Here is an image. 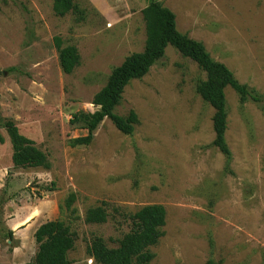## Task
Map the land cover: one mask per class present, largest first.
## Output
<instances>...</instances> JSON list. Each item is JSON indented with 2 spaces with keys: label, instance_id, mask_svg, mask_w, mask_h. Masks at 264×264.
Masks as SVG:
<instances>
[{
  "label": "rangeland",
  "instance_id": "rangeland-1",
  "mask_svg": "<svg viewBox=\"0 0 264 264\" xmlns=\"http://www.w3.org/2000/svg\"><path fill=\"white\" fill-rule=\"evenodd\" d=\"M154 1L174 14L181 34L264 96V0ZM74 2L85 11L80 23L71 13L56 16L52 0L0 1V264H29L37 228L69 224V194L80 218L70 224V264H95L86 254L89 240L116 248L130 230L121 214L148 205L165 211L148 264H264V99L241 104L225 89L226 159L212 146L214 111L195 91L205 74L168 46L144 77L127 84L113 110L136 115L132 134L104 119L89 145H73L87 132L72 117L93 113L91 101L111 71L143 51L141 11L149 0ZM54 38L78 52L69 75ZM4 120L44 153L47 168H12ZM51 184L55 191L47 192ZM101 203L107 222L84 223Z\"/></svg>",
  "mask_w": 264,
  "mask_h": 264
},
{
  "label": "trees",
  "instance_id": "trees-1",
  "mask_svg": "<svg viewBox=\"0 0 264 264\" xmlns=\"http://www.w3.org/2000/svg\"><path fill=\"white\" fill-rule=\"evenodd\" d=\"M52 3L56 16L64 17L71 13L76 23L84 21L85 11L74 0H52ZM141 14L145 23L146 36L143 51L129 55L111 71L105 85L91 101V105L96 109L93 113H80L72 117L70 123L80 124L87 132L85 137L74 140L73 145H89L94 131L104 119H109L121 134H132L137 124L136 115L129 112L125 117H121L115 115L113 110L119 103L127 84L144 77L150 68L163 58L165 49L170 46L183 58L195 63L205 74V80L196 85L195 91L201 100L214 111L211 119L214 133L212 146L228 159L229 151L224 138L226 130L225 89L234 90L241 104L245 102L259 104L264 96L258 95L248 86L241 85L224 64L214 61L209 56L201 43L181 34L176 28L174 14L163 7L160 2L149 0ZM53 42L62 73L71 74L80 63L76 48L62 47L59 38H54ZM3 128L11 146L10 160L13 169L48 167L44 153L38 150L31 140L20 135L11 121L4 120ZM2 143L3 139L0 136V144ZM46 191H55L54 184H51ZM75 199L74 194H69L63 202V208L70 217L69 224L55 220L46 222L37 228L34 233L37 251L29 264H70L67 256L73 250L76 240V234L71 230L70 224L80 220L73 208ZM113 211L120 213L118 209H113ZM121 215L129 222L130 230L117 242V247L109 248L101 238L92 237L86 247L87 256L95 264H148L153 258L148 249L154 246L162 235L161 229L165 224L164 208L159 205H148L134 214L122 213ZM108 216L107 205L101 203L86 211L83 222L102 225L107 222ZM205 264L215 263L209 260Z\"/></svg>",
  "mask_w": 264,
  "mask_h": 264
}]
</instances>
